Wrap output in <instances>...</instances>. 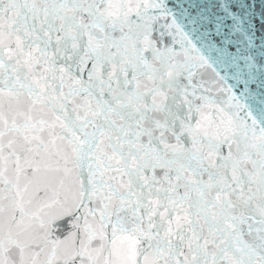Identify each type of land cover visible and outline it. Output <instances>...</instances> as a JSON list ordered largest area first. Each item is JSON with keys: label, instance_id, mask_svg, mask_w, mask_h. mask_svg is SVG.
<instances>
[{"label": "snow or ice", "instance_id": "snow-or-ice-1", "mask_svg": "<svg viewBox=\"0 0 264 264\" xmlns=\"http://www.w3.org/2000/svg\"><path fill=\"white\" fill-rule=\"evenodd\" d=\"M0 264H264V0H0Z\"/></svg>", "mask_w": 264, "mask_h": 264}]
</instances>
